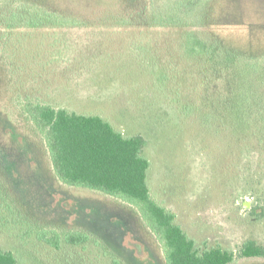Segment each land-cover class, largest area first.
<instances>
[{"label": "rangeland", "instance_id": "1", "mask_svg": "<svg viewBox=\"0 0 264 264\" xmlns=\"http://www.w3.org/2000/svg\"><path fill=\"white\" fill-rule=\"evenodd\" d=\"M176 1L0 0V11H41L35 28H8L0 14V182L34 227L0 223V248L17 264H110L87 243L54 250L36 238L40 228L93 233L123 264H165L132 205L56 180L27 102L142 135L150 195L196 246L233 251L230 264H264L237 254L246 240L264 247V0H199L187 13ZM218 3L207 15L230 23L219 28L230 44L262 56L254 71L232 56L183 55L185 34L204 37L203 8Z\"/></svg>", "mask_w": 264, "mask_h": 264}, {"label": "trees", "instance_id": "2", "mask_svg": "<svg viewBox=\"0 0 264 264\" xmlns=\"http://www.w3.org/2000/svg\"><path fill=\"white\" fill-rule=\"evenodd\" d=\"M199 0H177L178 13H187ZM221 3L203 8L200 18L205 36L198 37L187 32L182 41L184 56L213 57L221 59L232 56L238 60H247L248 65H258L256 56L243 49V46L230 44V40L220 32V14L209 17L208 12L218 10ZM190 9V10H191ZM187 11V12H186ZM38 12V13H37ZM41 11L19 4L13 9L0 11L9 16V27L35 28ZM55 12L44 13L49 16ZM209 17V18H208ZM208 18V19H207ZM17 23H21L17 26ZM14 28V29H16ZM2 33L8 35L5 28ZM3 38V37H1ZM4 39V38H3ZM181 44V43H180ZM221 51V53H219ZM208 60V59H207ZM24 114L44 144L53 175L60 183L71 187H82L96 190L121 199L132 205L141 223L148 229L162 251L165 264H230L236 254L224 247L214 246L200 248L195 240L175 223V214L159 204L150 195L147 183L149 159L143 155L147 140L140 134L124 135L99 114H83L65 107H54L40 102H27ZM0 182V223L26 225L25 232L33 230L27 224L28 218L21 212L15 198ZM52 233L51 237L47 236ZM38 229L36 238L44 241L54 250L61 245H81L87 243L110 264H123L121 259L95 234L81 229H68L61 237L57 231ZM239 257H264V247L254 240H246L238 251ZM89 252H87V256ZM0 264H17L14 253L0 248Z\"/></svg>", "mask_w": 264, "mask_h": 264}, {"label": "crops", "instance_id": "3", "mask_svg": "<svg viewBox=\"0 0 264 264\" xmlns=\"http://www.w3.org/2000/svg\"><path fill=\"white\" fill-rule=\"evenodd\" d=\"M120 238H121V236H120Z\"/></svg>", "mask_w": 264, "mask_h": 264}]
</instances>
